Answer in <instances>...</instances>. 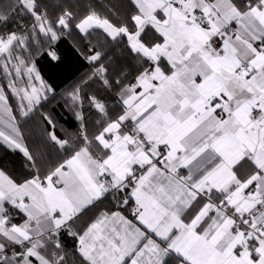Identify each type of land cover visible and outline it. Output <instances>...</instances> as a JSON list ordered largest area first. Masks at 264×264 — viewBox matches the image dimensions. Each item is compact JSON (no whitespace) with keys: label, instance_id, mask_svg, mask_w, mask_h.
I'll return each instance as SVG.
<instances>
[{"label":"snow or ice","instance_id":"obj_1","mask_svg":"<svg viewBox=\"0 0 264 264\" xmlns=\"http://www.w3.org/2000/svg\"><path fill=\"white\" fill-rule=\"evenodd\" d=\"M0 264H264V0H0Z\"/></svg>","mask_w":264,"mask_h":264},{"label":"trees","instance_id":"obj_2","mask_svg":"<svg viewBox=\"0 0 264 264\" xmlns=\"http://www.w3.org/2000/svg\"><path fill=\"white\" fill-rule=\"evenodd\" d=\"M58 51L62 56V61L59 64L54 65L44 59L39 62L42 75L56 90L55 98H50V101L45 103L41 111L54 115L57 121V132L61 135H68L76 131L77 124L65 101V94L82 75L88 72L89 66L75 53L71 39H64L60 43ZM37 124H39V116L36 117L34 123L27 126L26 131H39L40 129L36 127ZM7 167L9 170L19 172L21 161L10 159L7 162Z\"/></svg>","mask_w":264,"mask_h":264}]
</instances>
